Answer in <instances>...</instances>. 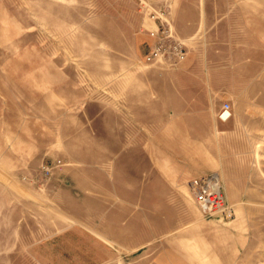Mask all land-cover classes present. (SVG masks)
<instances>
[{
	"label": "crops",
	"instance_id": "obj_1",
	"mask_svg": "<svg viewBox=\"0 0 264 264\" xmlns=\"http://www.w3.org/2000/svg\"><path fill=\"white\" fill-rule=\"evenodd\" d=\"M145 1L168 8L182 65L141 57L102 70L97 92L56 71L31 120L0 129V264H253L260 252L264 212L236 206L264 201L263 0ZM213 172L235 206L222 229L184 192Z\"/></svg>",
	"mask_w": 264,
	"mask_h": 264
},
{
	"label": "rangeland",
	"instance_id": "obj_2",
	"mask_svg": "<svg viewBox=\"0 0 264 264\" xmlns=\"http://www.w3.org/2000/svg\"><path fill=\"white\" fill-rule=\"evenodd\" d=\"M149 8L145 0H0V129L31 120L33 111L42 105L32 99L52 90L56 71H62L61 79L71 77L81 92L85 80L92 77V90L97 92L102 70L106 74L119 65L142 64L147 44L141 34ZM86 85L91 88L88 81ZM185 190L192 199L189 186ZM261 208L264 201L236 206L243 214L264 212ZM210 221L213 228L221 229L232 222ZM263 232L261 242L254 246L260 252L252 254L253 264H264Z\"/></svg>",
	"mask_w": 264,
	"mask_h": 264
},
{
	"label": "built area",
	"instance_id": "obj_3",
	"mask_svg": "<svg viewBox=\"0 0 264 264\" xmlns=\"http://www.w3.org/2000/svg\"><path fill=\"white\" fill-rule=\"evenodd\" d=\"M147 20L153 25L145 26L142 30L151 39L143 56V62L168 69L178 68L187 59L188 50L186 43L177 35L173 27L168 8H151L147 12ZM231 116V105L225 103L219 112V117L226 121ZM62 164V160H57L55 164L46 163L42 166V172L49 177L54 169ZM189 186L194 201L205 217L218 218L225 222L236 217L235 207L229 202L218 173L213 172L195 178L190 181Z\"/></svg>",
	"mask_w": 264,
	"mask_h": 264
}]
</instances>
